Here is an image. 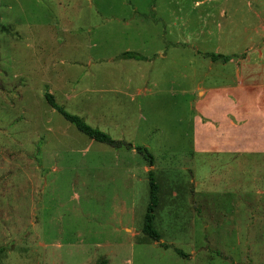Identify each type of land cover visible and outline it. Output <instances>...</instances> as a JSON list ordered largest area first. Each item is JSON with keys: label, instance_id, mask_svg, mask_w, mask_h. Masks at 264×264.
<instances>
[{"label": "rangeland", "instance_id": "rangeland-1", "mask_svg": "<svg viewBox=\"0 0 264 264\" xmlns=\"http://www.w3.org/2000/svg\"><path fill=\"white\" fill-rule=\"evenodd\" d=\"M263 15L264 0H0V264H264V153L226 117L264 118V51L240 60ZM149 172L160 243L143 234Z\"/></svg>", "mask_w": 264, "mask_h": 264}, {"label": "trees", "instance_id": "trees-1", "mask_svg": "<svg viewBox=\"0 0 264 264\" xmlns=\"http://www.w3.org/2000/svg\"><path fill=\"white\" fill-rule=\"evenodd\" d=\"M264 45V40L261 43V46ZM205 59L210 60L212 63H221L222 65L229 64L234 58H238L236 56L229 57V56H223V55H216V54H203L202 55ZM123 60H136V61H143L145 60L143 57L138 56L134 53H125L122 56ZM240 59L245 60L246 54L240 57ZM47 102L55 109L60 115H62L67 122L74 125L76 129L82 133L83 135L87 136L90 140L101 143L104 145H107L113 149H126L128 151H136V153L140 154L149 164L150 168L154 166V157L150 154L148 149L143 147H134L132 144L123 142V141H115L111 137H109L107 134L93 129L92 127L88 126L86 123H84L79 117L69 115L66 113L62 108H60L52 95L47 94L46 96ZM149 179H150V201L149 206L147 209V214L144 221V228H143V234L150 238L151 240L155 242H161V235L155 230L154 224L156 220V210L159 206V187L155 182L154 176L152 172H149ZM168 249L169 247L166 246ZM179 255L184 256L182 253H180L178 250L176 251ZM2 251H0V254ZM98 264H109L106 260L100 261Z\"/></svg>", "mask_w": 264, "mask_h": 264}, {"label": "crops", "instance_id": "crops-1", "mask_svg": "<svg viewBox=\"0 0 264 264\" xmlns=\"http://www.w3.org/2000/svg\"><path fill=\"white\" fill-rule=\"evenodd\" d=\"M204 1H206V0H204ZM262 18H263V21H264V17H262ZM173 22L174 21L172 20L171 23L170 22H168V23L173 24ZM170 32L171 31L167 32V38L168 39H170V38L173 39L174 37L177 38L176 35L174 36L173 34H170ZM188 37L189 38L193 37L192 33L191 34L189 33ZM263 40H264V36L260 38L259 42H257L256 44H253V47L251 49L246 50L242 55H240V57L243 56L244 54H246V59H247L248 54L250 53L251 50H253V48L255 50L259 51V52L264 51V45L261 46V43L263 42ZM177 43H179V42H177ZM206 54H214V53H206ZM216 55H222V54H216ZM223 56H226V55H223ZM233 56L237 57L238 55H233ZM233 56L231 55L229 57H233ZM240 60H243V59H240ZM245 60H243V61H245ZM219 64H221V63H219ZM223 66H226V65H223ZM255 96H258V97H260L261 100L262 99L264 100V89L258 91L257 93H254L252 97L255 98ZM209 97H208V99H209ZM227 98H229V97H227ZM227 103L229 105L230 104V100H227ZM230 105H231V107H233L234 104L231 103ZM235 107L234 108H235L236 113L238 111H242L243 112V107H244L243 104L239 105V107L236 105ZM226 111H227L226 112V117H227V119H230V124H231L232 127H234L237 130V133L240 131L241 134L245 136V134L252 133L251 131H253V133L257 136L256 139H255L256 140V142H255L256 145H254L253 150L256 151V152H263L264 153V121H263L264 118L262 119V122H260V121H258V123H256V121L254 122L255 117H254V119H252V121L248 122V120L243 118L244 114H242V119L245 121V122H242V121H237V119L235 118V113H234V116H231L230 110H228V108L226 109ZM207 119L209 121L207 126H209L211 124V120L209 118H207ZM238 124H242V126L238 127ZM238 149H239V147H238Z\"/></svg>", "mask_w": 264, "mask_h": 264}]
</instances>
